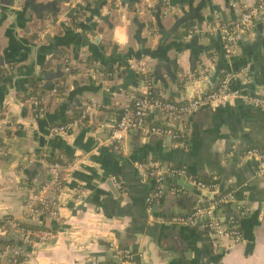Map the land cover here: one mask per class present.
I'll return each mask as SVG.
<instances>
[{"label":"crops","instance_id":"0c3cea01","mask_svg":"<svg viewBox=\"0 0 264 264\" xmlns=\"http://www.w3.org/2000/svg\"><path fill=\"white\" fill-rule=\"evenodd\" d=\"M54 1L0 0V227L12 219L51 232L48 241L23 246L27 256L16 264H110L112 245L127 249L134 264H264L263 111L233 103L185 118L149 112L141 129L128 132L126 153L113 151L110 141L132 98L143 93L140 64L170 102L214 90L225 75L231 89L264 96L262 18L229 58L220 33L257 0ZM82 114L74 130L50 133ZM154 126L185 138L151 134ZM249 150L257 156L246 157ZM148 162L183 168L187 177L180 178L188 185V177L209 178L219 182L218 193L233 191L248 209L238 219L241 243L223 242L214 253L203 232L172 225L170 218L188 214L198 196L166 173L164 193L179 188L184 194L178 204L161 199L149 207L157 183L135 167ZM43 163H73L55 198L58 223L26 217L33 181L49 176ZM115 180L124 182L126 196ZM224 208L215 212L221 220Z\"/></svg>","mask_w":264,"mask_h":264},{"label":"built area","instance_id":"2783aa9c","mask_svg":"<svg viewBox=\"0 0 264 264\" xmlns=\"http://www.w3.org/2000/svg\"><path fill=\"white\" fill-rule=\"evenodd\" d=\"M260 17L264 23V0H257L255 6L243 13L238 20L231 25L221 26L220 33L224 44L225 56L229 58L235 54L238 44L247 34L252 31L254 19ZM131 68L134 66L131 64ZM141 79L143 81V93L140 96L132 98V107L127 110L117 124L112 128L110 133V141L113 148L118 154H124L127 151V134L129 131L141 129L143 127L144 117L149 112H158L168 118H185L189 115L197 113L202 108H210L212 110L225 108L233 103H239L253 109L264 112V96L262 95H246L238 90L230 88L231 76L225 75L221 78L218 86L211 91L199 94L197 97L189 99L186 103L170 102L164 96L157 93L153 88L149 69L140 64L137 66ZM85 119L82 114L78 121L65 123L50 128L51 134H63L69 130H74L78 124ZM151 134L168 137L172 141L183 140L185 137L181 133H177L171 128H163L154 126L150 128ZM3 148L0 144V154ZM257 156L255 150L246 152V157ZM44 164V163H43ZM47 167L50 179L37 189H31L29 197L25 200L26 217L34 219L45 217L56 223L60 222L59 210L56 196L61 192L65 173L72 168L73 163H50L44 164ZM143 177L151 178L157 183L156 190L149 194L146 203L151 205H159L163 182L162 174L166 173L169 177H184L187 175L183 168L162 169L156 162H148L143 164H135ZM260 169L264 170V163L261 162ZM166 171V172H165ZM187 177V176H186ZM188 183L195 187L196 190L203 193V197H198L194 207L185 216L179 215L171 217L169 222L172 225L181 226L190 229H196L203 232L207 243L214 253L223 242H227L228 246L233 248L241 243L242 236L239 229L238 219L247 215L248 209L243 203L236 199L234 192H226L221 195L218 193L217 185H207L188 177ZM115 186L123 196L127 195V189L123 181L115 180ZM172 196H181L184 191L179 188H173L170 191ZM235 205L232 215L221 220L216 215V210L223 206ZM12 230L19 236L23 246L31 247L36 242H46L51 239V232L45 228L31 230L20 226L17 221L6 220L4 225L0 227V236L4 235V228ZM113 246V245H112ZM112 255L117 264H134L132 254L124 248L112 247ZM26 252L19 247L6 245L0 250V263L7 260V264H16L25 258Z\"/></svg>","mask_w":264,"mask_h":264},{"label":"trees","instance_id":"16d2710c","mask_svg":"<svg viewBox=\"0 0 264 264\" xmlns=\"http://www.w3.org/2000/svg\"><path fill=\"white\" fill-rule=\"evenodd\" d=\"M54 91H55V94L58 95L60 90H59V88H55ZM200 180L202 182H204L205 184H207V185H214V184L215 185L217 184L218 186L220 185L218 181H214V180H211L209 178H206V179L204 178V179H200ZM223 193H226V191H223L221 189V191L219 192V195H221ZM168 197L171 198V199H175L177 201V204L179 203L180 198H181L180 196H172L171 194H169ZM161 199H162L161 202H164V201L167 200V196L164 195L163 190H162ZM224 209H225V213L228 214L227 216L233 214L232 210L230 209V206H225ZM0 225H1V223H0ZM20 226H22L24 228H29V229H37V228L32 227L29 224H26V223H23V222L20 223ZM38 229H41V228H38ZM6 230H7L6 239L0 238V245L1 246L10 245V246H17L19 248H24L22 243H21V241H20V239L17 238V234H15L12 230H9V229H6ZM110 264H117V261H113L112 260V262H110Z\"/></svg>","mask_w":264,"mask_h":264},{"label":"water","instance_id":"95a60500","mask_svg":"<svg viewBox=\"0 0 264 264\" xmlns=\"http://www.w3.org/2000/svg\"><path fill=\"white\" fill-rule=\"evenodd\" d=\"M26 1H30V0H26ZM55 3H57V0H55L54 2H52V5L55 4ZM178 23L180 24V22H178ZM178 23L176 24V26H179ZM136 26H137V31H136V34H135V39L137 40V44L140 45L142 43V40H141V31L143 29V26L141 24H137ZM165 178L167 180L170 179V177H168L167 175H165ZM48 180H49V176L47 178V181ZM171 180H173V182H175V184L177 185V187L182 188V189H185L187 192H196L198 197H203L204 196L203 193L200 192V191H198V190H196L194 186H191V185H188L187 183H184L183 182V179L180 178V177H174V178H171ZM43 183H44V181L42 183H37V181H35V180L33 181V184H34L35 189L39 188ZM163 186H165L166 189L168 187L167 186V183H165ZM169 194H170V192H167V191H166V194L164 193V195L167 196L168 205L171 206L173 204H177V201L175 199H171V198L168 197ZM152 209L153 210H156L157 209V206H153Z\"/></svg>","mask_w":264,"mask_h":264},{"label":"rangeland","instance_id":"374dc122","mask_svg":"<svg viewBox=\"0 0 264 264\" xmlns=\"http://www.w3.org/2000/svg\"><path fill=\"white\" fill-rule=\"evenodd\" d=\"M59 216H60V213H59ZM46 229V228H45Z\"/></svg>","mask_w":264,"mask_h":264}]
</instances>
